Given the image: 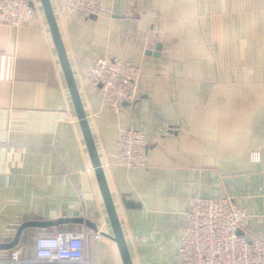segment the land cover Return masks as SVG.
<instances>
[{
  "label": "crops",
  "instance_id": "1",
  "mask_svg": "<svg viewBox=\"0 0 264 264\" xmlns=\"http://www.w3.org/2000/svg\"><path fill=\"white\" fill-rule=\"evenodd\" d=\"M28 1L31 24L0 25V242L17 221L82 219L101 239L69 222L27 242L84 231L90 264H123L40 0ZM49 3L131 263L179 264L195 197L230 199L264 242V0H104L93 18ZM96 57L140 68L118 117L88 81ZM128 129L148 139L143 169L109 166Z\"/></svg>",
  "mask_w": 264,
  "mask_h": 264
},
{
  "label": "built area",
  "instance_id": "2",
  "mask_svg": "<svg viewBox=\"0 0 264 264\" xmlns=\"http://www.w3.org/2000/svg\"><path fill=\"white\" fill-rule=\"evenodd\" d=\"M103 1L66 0L64 9L86 18L98 17L103 11ZM35 16L28 0H0V25L20 28L31 24ZM140 79L139 67L117 57H96L88 73L99 102L116 117L125 104L135 101ZM148 144L145 133L123 131L109 166L145 168ZM251 159L258 161L259 153L253 152ZM20 224L14 222L13 227L16 229ZM248 229V215L230 199L195 197L175 243L179 264H264V242L252 237ZM94 237L101 239L98 232ZM4 252L0 264H90L84 231L37 235L29 243L19 242Z\"/></svg>",
  "mask_w": 264,
  "mask_h": 264
},
{
  "label": "water",
  "instance_id": "3",
  "mask_svg": "<svg viewBox=\"0 0 264 264\" xmlns=\"http://www.w3.org/2000/svg\"><path fill=\"white\" fill-rule=\"evenodd\" d=\"M40 4H41L47 25L49 27V30H50V33H51V36H52V39H53V42H54V45L57 51L58 59H59L62 72H63L64 78L67 84L68 92H69V95H70V98H71V101L74 107V112L77 117L80 129L83 135V139L85 142V146H86L88 155L90 157L91 164H92V167L95 173V177H96V180H97L100 192H101L105 210H106L109 223H110V226L113 232L112 239L117 244L122 263L132 264L127 248H126V245H125L124 237L122 235L120 225H119L116 213H115L111 195L109 193V190L106 184L104 172H103V169H102V166H101L98 154H97V150L95 148V145H94V142H93L90 130H89V125H88L85 112H84V109L81 103L78 89L76 87L73 74L69 66L66 54H65V49L61 41V37H60L59 31L56 25V21L53 15L51 5L49 3V0H40ZM29 5L33 7V5L30 2H29ZM90 18H93V17H90ZM160 52H161V45L157 44L155 47V52L152 54L153 56L158 57L160 55ZM69 222H76L79 224H84L86 227H89L93 231L95 232L97 231V228L94 225L82 219L69 220L65 218H60L56 221H45V222L26 221V222L21 223L16 228L15 233L10 241L5 242V243H0V251L11 250L14 247H16L19 244L22 238V235L26 229L46 230V229H50L58 225L67 224ZM238 234L241 235L242 233L238 232Z\"/></svg>",
  "mask_w": 264,
  "mask_h": 264
},
{
  "label": "trees",
  "instance_id": "4",
  "mask_svg": "<svg viewBox=\"0 0 264 264\" xmlns=\"http://www.w3.org/2000/svg\"><path fill=\"white\" fill-rule=\"evenodd\" d=\"M28 230H29V229H26V230L24 231V233H23V235H22V238H21L20 242L28 241V239H29Z\"/></svg>",
  "mask_w": 264,
  "mask_h": 264
},
{
  "label": "rangeland",
  "instance_id": "5",
  "mask_svg": "<svg viewBox=\"0 0 264 264\" xmlns=\"http://www.w3.org/2000/svg\"><path fill=\"white\" fill-rule=\"evenodd\" d=\"M252 153H253V152H252ZM252 153H251V154H252ZM257 153H258V152H257ZM23 243L26 244V243H29V242H27V241H23ZM4 255H5V252H4V251H0V256H4Z\"/></svg>",
  "mask_w": 264,
  "mask_h": 264
}]
</instances>
